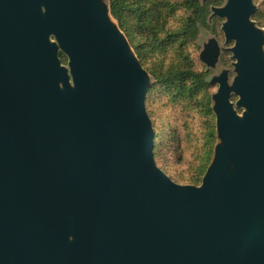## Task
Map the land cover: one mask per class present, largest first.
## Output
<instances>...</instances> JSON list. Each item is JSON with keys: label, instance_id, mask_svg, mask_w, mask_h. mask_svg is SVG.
<instances>
[{"label": "water", "instance_id": "95a60500", "mask_svg": "<svg viewBox=\"0 0 264 264\" xmlns=\"http://www.w3.org/2000/svg\"><path fill=\"white\" fill-rule=\"evenodd\" d=\"M98 3L0 0V264H264L256 7L212 8L239 76L232 89L219 77L224 147L196 186L156 164L143 68ZM218 51L212 40L201 58Z\"/></svg>", "mask_w": 264, "mask_h": 264}, {"label": "trees", "instance_id": "16d2710c", "mask_svg": "<svg viewBox=\"0 0 264 264\" xmlns=\"http://www.w3.org/2000/svg\"><path fill=\"white\" fill-rule=\"evenodd\" d=\"M108 3L111 17L145 74V108L153 131L156 164L176 183L201 185L217 148V113L212 104L216 92L212 87L219 80L217 77L209 82V65L202 60V50H197L195 43L202 28L215 36L224 35L217 24L220 16L212 10L224 2L108 0ZM252 16L259 26L264 23V11L256 10ZM59 56L62 63H68L65 52L60 50ZM232 97L231 93V101ZM165 116L167 120H163ZM181 163H187L186 168L175 170L174 166Z\"/></svg>", "mask_w": 264, "mask_h": 264}, {"label": "rangeland", "instance_id": "374dc122", "mask_svg": "<svg viewBox=\"0 0 264 264\" xmlns=\"http://www.w3.org/2000/svg\"><path fill=\"white\" fill-rule=\"evenodd\" d=\"M202 1H204V0H202ZM222 1L224 2V5L228 2V0H222ZM251 3L253 6L256 7V10L264 11V0H251ZM98 5L105 10L108 23L112 27L118 29L115 21L113 20V18L111 17V15L109 13L108 0H99ZM212 16H214V15L211 14V17H210V23L211 24H213V20H214V18ZM251 19L256 24L255 27H256L257 33L259 34V36L262 37L261 49H262L263 56H264V23L261 24V26H259L257 24L256 20L253 19V16L251 17ZM227 21H228L227 17H219L217 24L220 27H222L223 24ZM212 40L217 41L219 51L217 54V60L214 61L213 63H211L208 67L210 69V76L208 77L209 82L211 79H214L217 77L219 80V77L221 75H225L226 76V83L232 89L235 78L237 76H239V71L236 69V66H235L237 60L234 58L233 53L231 52V48H232V46H234L235 41L234 40L233 41L232 40L227 41L225 35H218L217 34V36H215L213 33L209 32L205 28H202L200 31L199 39L195 43V47L197 50L201 49L203 51V50L207 49V47L211 44ZM51 41L56 42L55 36H51ZM195 56L198 57V51H195ZM61 65L65 66L66 68H69L68 63H61ZM70 83H71V85H73L72 81H70ZM218 85L219 84L213 85V87H212L213 92H217ZM231 93L233 96L232 101L234 104H236L239 96L237 94H235L232 90H231ZM218 102L219 101L216 98H214V100L212 101V104L214 103V105L217 106ZM177 114H180V113H177ZM165 118L167 120V116H165L163 118V120ZM215 144H216V146L219 145L221 147H224V142L220 138L219 134L216 136ZM215 157H216V151L212 154V161L215 159ZM186 166H187V163H185V164L181 163L180 165H175L174 167L176 170L177 168L184 169V168H186Z\"/></svg>", "mask_w": 264, "mask_h": 264}, {"label": "flooded vegetation", "instance_id": "af4514ba", "mask_svg": "<svg viewBox=\"0 0 264 264\" xmlns=\"http://www.w3.org/2000/svg\"><path fill=\"white\" fill-rule=\"evenodd\" d=\"M239 99H240V96H239L238 100ZM233 107H234V110L238 114L239 117H243L245 113H247L249 115L252 114V109L250 108V106H238L237 105V102H236V104H233ZM263 166H264V163H263ZM231 167H232L231 169L233 171L234 170V164H233V162L231 163ZM262 178H263V182H264V167H263V176H262ZM263 187H264V185H263Z\"/></svg>", "mask_w": 264, "mask_h": 264}]
</instances>
